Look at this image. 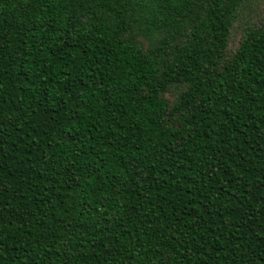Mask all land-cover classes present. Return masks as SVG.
<instances>
[{"label":"trees","instance_id":"obj_1","mask_svg":"<svg viewBox=\"0 0 264 264\" xmlns=\"http://www.w3.org/2000/svg\"><path fill=\"white\" fill-rule=\"evenodd\" d=\"M255 0H0V264H264Z\"/></svg>","mask_w":264,"mask_h":264},{"label":"rangeland","instance_id":"obj_2","mask_svg":"<svg viewBox=\"0 0 264 264\" xmlns=\"http://www.w3.org/2000/svg\"><path fill=\"white\" fill-rule=\"evenodd\" d=\"M253 6L252 10L248 8L242 18L241 24L234 30L233 42L237 44L242 37L243 34V26L248 24L249 22L259 21L261 16L264 14V0H255V2L251 3Z\"/></svg>","mask_w":264,"mask_h":264}]
</instances>
